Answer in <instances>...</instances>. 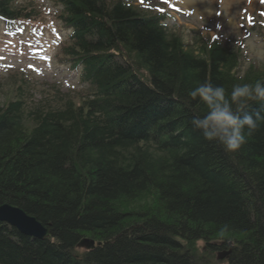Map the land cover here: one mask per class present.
I'll list each match as a JSON object with an SVG mask.
<instances>
[{
  "label": "trees",
  "instance_id": "1",
  "mask_svg": "<svg viewBox=\"0 0 264 264\" xmlns=\"http://www.w3.org/2000/svg\"><path fill=\"white\" fill-rule=\"evenodd\" d=\"M62 2L79 23L81 50L69 53L86 56L91 91L71 100L50 89L51 102L29 105L16 79L0 106V206L49 230L39 240L0 221V264H197L200 241L210 256L231 250L227 264H264V120L227 153L192 125L207 109L188 95L205 81L227 94L264 83V70L238 78L239 54L187 50L122 4ZM28 12L0 0L1 16ZM249 110L264 115L260 103ZM84 238L99 247L77 257Z\"/></svg>",
  "mask_w": 264,
  "mask_h": 264
},
{
  "label": "rangeland",
  "instance_id": "2",
  "mask_svg": "<svg viewBox=\"0 0 264 264\" xmlns=\"http://www.w3.org/2000/svg\"><path fill=\"white\" fill-rule=\"evenodd\" d=\"M133 1L137 5H150L158 10L157 13L170 6L181 7L188 14L191 13L177 0L174 2L172 0H167V2L165 0ZM20 3L22 5L25 3V7L31 10L39 9L40 16L34 26L40 27L41 25L47 26V24L55 25L58 23L61 7L53 6L49 0H23ZM199 3H203L206 9L212 5L213 10L210 17H203L198 21L195 19V14L190 17L172 14L173 18L169 21L168 31L179 34L188 50L193 48L195 41L199 44V41L212 42L213 39L217 38L216 40L222 44H227L231 49L239 51L242 54V59L239 62L240 67L236 71L237 76H241L250 66L259 69L264 68V1L230 0V3L227 4L226 0H200ZM227 5L233 6L232 10L227 9ZM223 16H225L224 22L219 21ZM232 23H234V27H232ZM27 43L28 40L20 42L9 39L3 30H0V106L15 98L14 93L18 89L14 83L16 79L19 84L24 85L25 82L27 85L24 90L27 91L28 104L31 102L34 104L40 100L47 101V103L51 102V97L42 98L52 95L48 92L51 89L50 86H57L60 88V92L71 100L80 97V91L76 88L78 78L73 74L59 70L56 66L36 64L33 56L37 57L45 51L36 48L33 44L29 46ZM48 45L51 50L52 46L49 43ZM32 59L33 63H31ZM7 60L11 62H6ZM11 72L17 73L7 74ZM23 74L24 82L21 81ZM78 102L76 101V104ZM81 245L76 250L77 255L88 252L87 248ZM196 248L194 257L197 264H226V262L217 260L216 255L219 251L210 256V250L208 247L205 248L203 242L198 243Z\"/></svg>",
  "mask_w": 264,
  "mask_h": 264
},
{
  "label": "clouds",
  "instance_id": "3",
  "mask_svg": "<svg viewBox=\"0 0 264 264\" xmlns=\"http://www.w3.org/2000/svg\"><path fill=\"white\" fill-rule=\"evenodd\" d=\"M188 95L207 109L202 116L193 117L192 125L202 131L205 140L218 143L227 153L239 151L257 130L258 122L264 120L260 111L249 110L252 103L264 106V83L259 80L235 84L230 94L224 87L205 81Z\"/></svg>",
  "mask_w": 264,
  "mask_h": 264
},
{
  "label": "water",
  "instance_id": "4",
  "mask_svg": "<svg viewBox=\"0 0 264 264\" xmlns=\"http://www.w3.org/2000/svg\"><path fill=\"white\" fill-rule=\"evenodd\" d=\"M0 221L16 228L21 234L26 236L42 240L49 235L48 229H44L37 219L29 217L22 209L20 210L11 205L0 206ZM81 244L88 249L95 245L94 241L91 240H83ZM227 255L225 253L220 254V260H224Z\"/></svg>",
  "mask_w": 264,
  "mask_h": 264
},
{
  "label": "bare ground",
  "instance_id": "5",
  "mask_svg": "<svg viewBox=\"0 0 264 264\" xmlns=\"http://www.w3.org/2000/svg\"><path fill=\"white\" fill-rule=\"evenodd\" d=\"M199 1L200 0H181V3L184 5V7H187V8L190 7L193 11L209 17L212 13V10H213L212 5L210 6L209 9H206V7L203 5V3L201 4V3H199ZM226 2L228 4V3H230V0H226ZM232 7L227 5V9H229V10H232ZM223 20H224V18L220 19L219 21L224 22ZM232 27H234V23H232Z\"/></svg>",
  "mask_w": 264,
  "mask_h": 264
},
{
  "label": "snow or ice",
  "instance_id": "6",
  "mask_svg": "<svg viewBox=\"0 0 264 264\" xmlns=\"http://www.w3.org/2000/svg\"><path fill=\"white\" fill-rule=\"evenodd\" d=\"M165 2H167V0H165Z\"/></svg>",
  "mask_w": 264,
  "mask_h": 264
}]
</instances>
